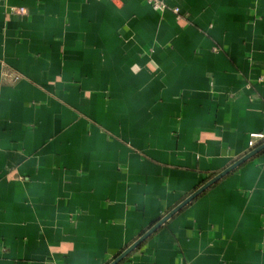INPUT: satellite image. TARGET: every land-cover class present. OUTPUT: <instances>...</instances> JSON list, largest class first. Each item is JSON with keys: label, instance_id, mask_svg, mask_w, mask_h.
Segmentation results:
<instances>
[{"label": "crops", "instance_id": "obj_1", "mask_svg": "<svg viewBox=\"0 0 264 264\" xmlns=\"http://www.w3.org/2000/svg\"><path fill=\"white\" fill-rule=\"evenodd\" d=\"M161 1L0 0V264H110L243 159L119 264H264V0Z\"/></svg>", "mask_w": 264, "mask_h": 264}, {"label": "water", "instance_id": "obj_2", "mask_svg": "<svg viewBox=\"0 0 264 264\" xmlns=\"http://www.w3.org/2000/svg\"><path fill=\"white\" fill-rule=\"evenodd\" d=\"M245 159L241 160L234 166H232L229 170L219 174L214 179L210 180L204 186H202L199 190H197L194 194H192L187 200H185L180 206L170 212L165 218H163L158 224H156L151 230L145 233L141 238H139L134 244H132L127 250H125L122 254H120L112 263L110 264H119L122 260H124L129 254H131L135 249H137L159 226L165 223L167 220L176 215L179 211H181L184 207L193 202L199 195L209 189L212 185L216 184L219 180H221L224 176H226L230 171H232L235 167H237L240 163H242Z\"/></svg>", "mask_w": 264, "mask_h": 264}, {"label": "built area", "instance_id": "obj_3", "mask_svg": "<svg viewBox=\"0 0 264 264\" xmlns=\"http://www.w3.org/2000/svg\"><path fill=\"white\" fill-rule=\"evenodd\" d=\"M149 5H151L153 7L154 10H163L165 8V4L161 1V0H148ZM19 14L24 15L26 13V10L24 8H19L18 10H16ZM174 12L180 16V9L179 8H175ZM17 79H19V77H17ZM254 142L251 141L250 142V146H253Z\"/></svg>", "mask_w": 264, "mask_h": 264}]
</instances>
